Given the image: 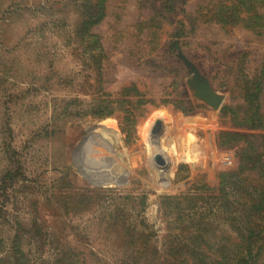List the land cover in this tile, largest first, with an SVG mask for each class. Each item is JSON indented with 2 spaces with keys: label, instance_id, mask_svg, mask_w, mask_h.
Listing matches in <instances>:
<instances>
[{
  "label": "rangeland",
  "instance_id": "1",
  "mask_svg": "<svg viewBox=\"0 0 264 264\" xmlns=\"http://www.w3.org/2000/svg\"><path fill=\"white\" fill-rule=\"evenodd\" d=\"M213 5L0 0V264H264V34Z\"/></svg>",
  "mask_w": 264,
  "mask_h": 264
},
{
  "label": "trees",
  "instance_id": "2",
  "mask_svg": "<svg viewBox=\"0 0 264 264\" xmlns=\"http://www.w3.org/2000/svg\"><path fill=\"white\" fill-rule=\"evenodd\" d=\"M212 9H207V7L204 8L206 11L205 16H209L210 14L213 17H216L217 20H220L225 24V26H233L234 23L246 20V21H253L254 24L260 23L259 24V29H263V31H259L260 34H264V12L263 13H258L254 16H250L251 10L255 9L258 4L261 7V9L264 8V1L259 2L258 0H217L218 2L215 3ZM228 2H232L231 4H228ZM224 16L226 19H224ZM254 84L258 86L260 89L259 92L257 93L256 99L258 100L260 98V94L263 90L264 87V81L262 80H255ZM262 115L260 112H256L254 115V120L249 124L251 128H256L260 127L261 123L257 122H262ZM258 124V125H257Z\"/></svg>",
  "mask_w": 264,
  "mask_h": 264
},
{
  "label": "water",
  "instance_id": "3",
  "mask_svg": "<svg viewBox=\"0 0 264 264\" xmlns=\"http://www.w3.org/2000/svg\"><path fill=\"white\" fill-rule=\"evenodd\" d=\"M198 78L200 83L202 84L200 92L203 94V96L214 106H220L222 100L218 96L213 94V90L208 82H206L200 75L198 76Z\"/></svg>",
  "mask_w": 264,
  "mask_h": 264
},
{
  "label": "bare ground",
  "instance_id": "4",
  "mask_svg": "<svg viewBox=\"0 0 264 264\" xmlns=\"http://www.w3.org/2000/svg\"><path fill=\"white\" fill-rule=\"evenodd\" d=\"M115 123H116V122H115ZM114 125H115V124H114ZM116 127H117V126H116ZM92 136H94V135H92ZM89 138H90V137H89ZM93 138H94V137H93ZM89 140H90V139H89ZM95 140H96V139H95ZM107 142H108V141H107ZM96 144H97V143H96ZM104 145H105V144H104ZM155 148H156V147H155ZM89 149H91V148H89ZM89 149H88V150H89ZM92 149H93V148H92ZM156 149H157V148H156ZM159 149H160V148H159ZM79 151H80V150H79ZM91 151H92V150H91ZM93 151H94V150H93ZM93 151H92V152H93ZM77 152H78V151H77ZM97 152H98V151H97ZM90 154H91V152H90ZM83 155H84V154H83ZM91 156H92V155H91ZM97 156H98V155H97ZM187 157H188V156H187ZM187 157H186V158H187ZM102 158H104V157H102ZM105 161H106V160H105ZM108 162H109V161H108ZM108 162H107V163H108ZM110 162H111V161H110ZM94 163H95V162H94ZM107 163H106V164H107ZM108 164H109V163H108ZM110 164H111V163H110ZM111 166H114V165H111ZM84 168H85V167H84ZM113 168H114V167H113ZM113 170H115V169H113ZM98 173H101V170H99V167L96 169V175H95V178H98V177H97V176H98ZM85 174H86V173H85ZM102 180H103V178H102L100 181H98V183L102 182ZM93 182H94V181H93Z\"/></svg>",
  "mask_w": 264,
  "mask_h": 264
}]
</instances>
